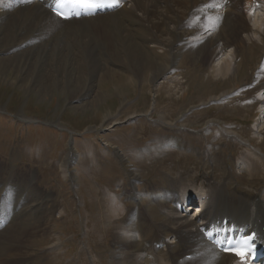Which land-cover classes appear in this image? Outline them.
<instances>
[{
    "label": "rangeland",
    "instance_id": "rangeland-1",
    "mask_svg": "<svg viewBox=\"0 0 264 264\" xmlns=\"http://www.w3.org/2000/svg\"><path fill=\"white\" fill-rule=\"evenodd\" d=\"M170 8L167 15L179 9L188 18L180 31L210 23L208 15ZM241 10L246 18L248 9ZM262 13L254 14L258 21ZM177 20L165 21L148 46L149 59L163 66L159 74L139 75L132 60L108 53L97 71L82 68L87 84L72 89L61 79L41 84L33 69L0 65V182L9 180L10 198L18 191L26 200L24 216L40 209L15 228L16 238L0 237L9 251L2 264H150L153 247L169 264L166 246L154 243L173 240L179 212L166 198L173 192L176 199L191 190L256 198L264 212V79L251 82L262 44L253 50V42L229 76L215 75L218 58L204 55L190 61L173 54L166 68L168 51L184 44L170 39L169 29L184 23ZM6 56L0 52V62ZM144 221L152 232L142 238Z\"/></svg>",
    "mask_w": 264,
    "mask_h": 264
},
{
    "label": "bare ground",
    "instance_id": "bare-ground-1",
    "mask_svg": "<svg viewBox=\"0 0 264 264\" xmlns=\"http://www.w3.org/2000/svg\"><path fill=\"white\" fill-rule=\"evenodd\" d=\"M124 1L127 6L125 4L121 12L115 10L104 15L97 14L88 18L71 19L66 25V21L59 19L48 10L47 0H0V52L8 55L2 58L0 65L10 63L14 64L13 66L24 67L27 71L33 69L35 78L40 80L41 84L46 85L49 81L59 82L61 79L72 89L77 82H82L83 87L87 84V75L85 74L84 80H81L80 70L89 68V71H97L101 68L100 57L108 53L120 62L126 59L132 60L133 65L138 69L135 71H138L139 75L151 70L158 71L157 74H159L163 71L161 70L163 66L149 59L148 53L151 51L149 45L157 43L154 39L155 33L161 32L167 21L173 22L178 18V22L184 23L169 29L170 39L175 45L184 44L178 47V50L172 46V49L168 51L170 55L166 68H169L173 54L176 59L183 57L190 61L204 55L206 59L214 57L216 60V57L218 58L211 68L215 75L229 76L237 69L238 59L250 49L249 46L254 42L252 48L255 50V42L260 41L262 56L252 73L251 82L261 77L264 79V0H255L259 1L258 5L250 0L249 5L246 6L242 0H220L222 10L214 11L210 10L212 4L210 0ZM172 4H177L185 12L189 9L190 17L194 16L193 13L201 17L208 15L210 23L201 24L196 21L195 30L188 31L189 35H187L186 30H178L187 23L188 18L181 19L183 12L178 9L176 15H167L168 12L170 14L173 11L170 8ZM242 6L248 9L246 18L242 13ZM260 10L263 13L259 15L261 18L258 21L254 14ZM248 17L253 20L252 23H255L250 25L249 20L247 21ZM183 33L187 35V39ZM199 34L203 35L196 36ZM185 40L196 43L197 46H190L191 44L189 45ZM216 45H218L217 48ZM229 46L230 53L227 51L226 55L225 51ZM172 57L175 60L174 56ZM80 60L82 62L78 63ZM142 77L141 82L144 80V74ZM261 92V97L258 99L264 102V90ZM228 134L230 133L226 135ZM9 175L11 176L12 173ZM8 181L0 182V193L2 190L6 193L5 195L0 194V220L6 217V225L0 227V237L6 234L12 239L18 236L15 228L29 224L35 219L40 209L24 216L21 205L26 200H22L23 197L18 191H14V198H10L7 194L9 189L6 186ZM194 192V190L184 192L183 202L185 198L193 197ZM198 197H200L197 199L199 202L207 199L200 215L188 216L181 212L177 213L174 219L178 226L172 231L173 240L168 241L167 238H162V240L155 241V244L161 243L166 246L167 249L162 257L169 264H239L233 255L223 253L207 241L200 230L203 225L208 227L211 222L222 221L226 218L239 226H251L252 229H257L260 239L264 241V212L260 199H247L242 196L235 199L230 197L223 199L221 195L207 191L198 194ZM166 198H170L171 203L174 202L173 193L170 196L166 195ZM196 207L199 208L200 205L197 204ZM151 228L146 223L144 226L140 224L141 237L145 238L152 232ZM133 239L135 240L133 235L128 238L124 237L125 246L133 243L131 241ZM8 252V247L0 245V264L7 262L6 257L2 256ZM159 252L155 247L151 249L150 264H161L157 257ZM186 255H190L191 260H187L184 257ZM129 261L124 264H131L132 262Z\"/></svg>",
    "mask_w": 264,
    "mask_h": 264
},
{
    "label": "snow or ice",
    "instance_id": "snow-or-ice-1",
    "mask_svg": "<svg viewBox=\"0 0 264 264\" xmlns=\"http://www.w3.org/2000/svg\"><path fill=\"white\" fill-rule=\"evenodd\" d=\"M76 3L81 4V5H89L90 0H75ZM235 250V249H234ZM237 255L244 256L245 252L243 250H235Z\"/></svg>",
    "mask_w": 264,
    "mask_h": 264
}]
</instances>
